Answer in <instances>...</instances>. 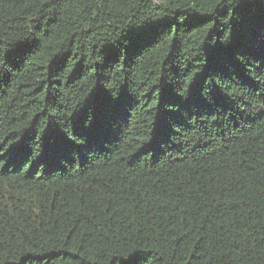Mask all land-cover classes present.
I'll use <instances>...</instances> for the list:
<instances>
[{
    "label": "trees",
    "instance_id": "trees-1",
    "mask_svg": "<svg viewBox=\"0 0 264 264\" xmlns=\"http://www.w3.org/2000/svg\"><path fill=\"white\" fill-rule=\"evenodd\" d=\"M0 264H264V0H0Z\"/></svg>",
    "mask_w": 264,
    "mask_h": 264
}]
</instances>
